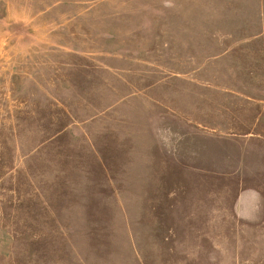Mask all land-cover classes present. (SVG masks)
Wrapping results in <instances>:
<instances>
[{
    "label": "rangeland",
    "instance_id": "rangeland-1",
    "mask_svg": "<svg viewBox=\"0 0 264 264\" xmlns=\"http://www.w3.org/2000/svg\"><path fill=\"white\" fill-rule=\"evenodd\" d=\"M0 264H264V0H0Z\"/></svg>",
    "mask_w": 264,
    "mask_h": 264
},
{
    "label": "crops",
    "instance_id": "crops-1",
    "mask_svg": "<svg viewBox=\"0 0 264 264\" xmlns=\"http://www.w3.org/2000/svg\"><path fill=\"white\" fill-rule=\"evenodd\" d=\"M253 199H255V198H252V197L250 196V194H243V197H242V198H239V200H240V201H243V202L245 203V205H247V206H248V203L252 202ZM241 206H242V205H241ZM252 216H253V214H249V213H246V214L244 215V217H246V219H247L248 217H252Z\"/></svg>",
    "mask_w": 264,
    "mask_h": 264
}]
</instances>
